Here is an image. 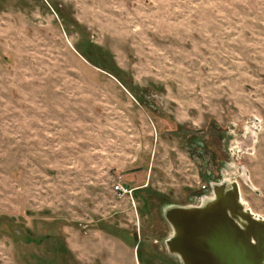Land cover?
Segmentation results:
<instances>
[{"label": "rangeland", "instance_id": "374dc122", "mask_svg": "<svg viewBox=\"0 0 264 264\" xmlns=\"http://www.w3.org/2000/svg\"><path fill=\"white\" fill-rule=\"evenodd\" d=\"M222 178L264 219V0H0V264H179Z\"/></svg>", "mask_w": 264, "mask_h": 264}, {"label": "water", "instance_id": "95a60500", "mask_svg": "<svg viewBox=\"0 0 264 264\" xmlns=\"http://www.w3.org/2000/svg\"><path fill=\"white\" fill-rule=\"evenodd\" d=\"M250 128L252 144L257 123ZM241 170L240 178L250 185L248 172ZM207 182L209 189L190 204L162 207L171 230L163 242L169 256L179 264H264V219L243 204L237 181Z\"/></svg>", "mask_w": 264, "mask_h": 264}, {"label": "built area", "instance_id": "2783aa9c", "mask_svg": "<svg viewBox=\"0 0 264 264\" xmlns=\"http://www.w3.org/2000/svg\"><path fill=\"white\" fill-rule=\"evenodd\" d=\"M208 189H209L208 185H203L201 187V192H205ZM114 191L119 196H124L125 194L131 193V191L125 189L124 186L120 182H117V184L114 186Z\"/></svg>", "mask_w": 264, "mask_h": 264}, {"label": "bare ground", "instance_id": "6f19581e", "mask_svg": "<svg viewBox=\"0 0 264 264\" xmlns=\"http://www.w3.org/2000/svg\"><path fill=\"white\" fill-rule=\"evenodd\" d=\"M240 188V187H239ZM243 202V201H242ZM243 204L245 205V203L243 202ZM248 209H250L251 210V212L256 216V217H259V215H257L256 213H254L253 211H252V209L251 208H248Z\"/></svg>", "mask_w": 264, "mask_h": 264}]
</instances>
